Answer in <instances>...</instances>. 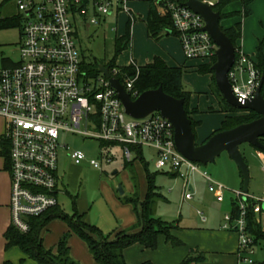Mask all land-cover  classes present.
Returning <instances> with one entry per match:
<instances>
[{
    "label": "built area",
    "instance_id": "2783aa9c",
    "mask_svg": "<svg viewBox=\"0 0 264 264\" xmlns=\"http://www.w3.org/2000/svg\"><path fill=\"white\" fill-rule=\"evenodd\" d=\"M82 1L14 0L16 16L23 20L19 57L17 62L9 61L10 67L0 68V119L5 123L0 150L5 144L9 147L10 225L27 233L29 219L58 205L59 154L60 150H68L59 143L61 133L99 141L102 154L103 150L106 153L103 146L120 145L127 162L134 153L132 148L151 149L157 170H169L181 180H186L189 174H200L209 183V192L217 193L221 200L226 189L212 180L199 164L177 152L174 128L168 120L157 112L142 120L128 117L108 79L101 73L89 78L82 70L70 17L72 6L83 13ZM93 1L100 15H107L115 4L112 0ZM157 1L164 3L170 14L185 60L210 62L216 58L217 46L203 31L204 21L199 15L178 3ZM203 1L211 7L216 4ZM4 22L0 7V29L6 28ZM91 23L96 21L92 19ZM131 65L138 68L134 63ZM108 72L132 100L140 95L134 86L138 73L134 77L124 75L121 83L118 68ZM245 74H249L246 79ZM228 78L233 96L240 104L254 96L260 80L254 63L240 51ZM66 156L76 166L86 160V155L78 150ZM104 161L111 162L108 154ZM89 165L101 168L97 160H89ZM234 194L238 216L226 215L222 229L236 233L239 260L253 264L246 257L253 254V239L246 232L245 221V202L250 197L242 191ZM184 198L192 199L189 187ZM254 201V210L258 212L259 206L264 204V192L262 198Z\"/></svg>",
    "mask_w": 264,
    "mask_h": 264
},
{
    "label": "crops",
    "instance_id": "0c3cea01",
    "mask_svg": "<svg viewBox=\"0 0 264 264\" xmlns=\"http://www.w3.org/2000/svg\"><path fill=\"white\" fill-rule=\"evenodd\" d=\"M112 1H114L115 4L111 8L110 12L107 15H100L95 10V5L93 0H83L81 4L83 13L78 7L76 12H72V10H70V15L73 16L72 25L73 24L76 25L77 19H81L87 16V14L89 13H91V18L89 20L90 25H95L98 27V29H100L104 25L110 24L111 30L115 34L113 41L114 53H115L116 41L120 38H123L126 35L127 26L130 22L131 25L129 27V41L126 44V48L117 56H115L114 54L113 57V60L115 62V59L121 56L123 52L127 51V59L125 57V59L127 60L126 65L125 66L115 65L118 68L129 67L131 63H134L137 67H144L146 65L152 64L153 61L156 58H158L161 61H163V63L168 68H180L182 70L181 82L184 73H186L187 71L195 72L201 76H208L209 80L200 79L202 83L199 87L194 88V93L188 92L184 89L186 92L189 93L186 102V109L188 112V117L193 124V133L195 135L196 144L197 145L204 144L212 135H214L216 132L220 130L221 125L226 118L236 116L235 113H230L225 111L226 109L224 105L227 106V104L225 103L223 97L222 100L216 94L214 90L215 85L212 83V78H211L212 75L199 73V69L202 66L209 64V62L199 61V60L185 62L183 59L184 56L178 38L176 37L175 34H172L171 32L162 34L158 40H154L149 37L146 22L148 19L150 4L154 3L160 14L164 13L163 7L160 6L161 3H158L157 0H112ZM117 1L118 4H116ZM123 5H124V9H123ZM0 7H1V14L5 17V20L17 15L14 12L16 10L14 0H0ZM242 12H243V5L240 0H234L228 3L227 5L223 6V8L221 9V14L224 15L225 18L220 21V26L224 30H229L234 28L236 25L240 24L241 34L240 37L235 42L236 49L237 51H240L242 54H244L247 58H249L251 62L254 63L256 62L257 48L260 42L264 39V0H252L249 5V15L247 17H244L242 15ZM92 19H94L96 23L94 24L91 23ZM113 22L115 25L114 27L112 26ZM73 29L76 35L77 30L74 27ZM263 52H264V43H263ZM248 77L249 74L244 75L245 79ZM116 145L117 144H111L109 148L117 147ZM118 146L120 148L119 150L123 154L121 146L120 145ZM104 147H107V145H105ZM143 149L145 148H141L144 158ZM133 155L135 157V152L132 154L131 158L133 157ZM256 156L263 163L262 173L264 175V169H263L264 154L259 151H256ZM1 158L3 160L4 165L2 170H0V264H3L5 262H10V263L13 262L15 264L16 263L20 264L21 260H23V263L21 264H34L35 262L26 258L25 255L22 254V252L18 248L13 247L8 250L4 249L5 241L3 238V234L6 231V229L10 226V209H9L10 180H9L7 167H5L4 159L3 157ZM130 161H133V159ZM124 162L126 163L125 158H124ZM133 162L139 164L137 160H134ZM151 162L153 163V160H151ZM201 166L202 165H200V168ZM228 167H230V171L232 170V174L234 173V176L236 175L237 177L235 170L233 172L234 168H231V166ZM156 171L157 173L160 172L162 174L168 175L169 177L178 179L176 175L170 172L169 170L160 171L156 169ZM58 175H59V169H58ZM59 178L60 179H59L58 191H57V201L59 194L62 193L65 195L68 194L65 188H63L64 176L59 175ZM210 178L219 184L221 182V177H219L218 174L216 173H214V177L210 176ZM239 178L242 181V176L240 172H239ZM180 181L183 189L182 200L183 202H189L192 205L194 204H196L197 206L203 205L206 197L205 193L207 192L210 195H212L211 197L214 199V201L219 204L224 203L225 198L227 196L226 194L227 190L223 192L221 200L218 199L217 193L209 192L208 190L209 183L200 174H196V173L189 174L186 180H180ZM237 184H239V182L236 179L234 186L237 187L238 186ZM205 186L207 192L205 191ZM249 186H250V182H249ZM188 187H189V191L192 193L191 200H186L184 198ZM107 189L109 194L112 195L110 188ZM128 189L130 191V195L134 196V194L136 193L135 189L134 188L132 189L131 185H129ZM147 189H148V182L145 176L142 180V189H140V194H139L140 205L145 200ZM249 190L250 189H248L247 195L250 197L249 199L254 202L252 204V208L255 216V221L258 223L262 233L264 234V204H261L259 206L260 207L259 211L256 212L254 210L256 203L254 200L259 198L253 194H249ZM239 191H242V182ZM158 196L162 197L159 194ZM110 199L113 200L112 201L114 204L113 217L116 220L115 223L117 224V227H115L111 231L109 238L113 239L116 234L124 231H129L131 233L139 232V230L141 229V224L139 221L140 217L136 213L134 207L131 204L129 206L121 205L120 202L115 201L113 198L110 197ZM163 200L165 203H169V201L166 198H163ZM79 203H80V206L78 207L79 212L76 213L79 216H81V219L85 224L93 225L92 224L93 221L90 219V215H89L90 210H88L87 206H84L83 200H81ZM235 203H236V196L234 199H231L230 206H228V210H226L224 213L221 212L218 215H214V216L209 215V219L208 220L205 219V221L197 220L193 215L187 214L182 216L181 215L182 213H180L179 215L180 216L179 220L173 219V221L171 222L163 221L173 226V229L170 231V234L177 241H179L181 245L177 247H173L166 242L164 236L160 235L157 238V248L155 250L144 249L139 244H134L127 247L123 252L125 262L128 264H141L144 262H152L153 264H180L187 256L196 257L199 254H202L204 256V261L199 264L245 263L240 261L238 258V239L236 233L233 231L222 229V225L224 223V217L226 215H230L233 217ZM139 204H138V213H140ZM57 207L61 210L59 201ZM191 219L193 220L191 221ZM49 224L45 228H47ZM96 227L100 230L98 226ZM60 228L61 229L59 232L61 235L62 234L64 235L65 233L69 232L68 226L67 227L60 226ZM71 241L68 244V247L70 250V254L72 253L71 255L75 260L79 261L80 264H96L93 257L91 256L92 258L91 260L90 256H88V253L86 252V248L88 249V247L83 241L80 242L75 238L72 239ZM262 242H264V237L259 239L255 246H257ZM73 248L75 251H73ZM206 259L211 260L212 262L206 263Z\"/></svg>",
    "mask_w": 264,
    "mask_h": 264
},
{
    "label": "rangeland",
    "instance_id": "374dc122",
    "mask_svg": "<svg viewBox=\"0 0 264 264\" xmlns=\"http://www.w3.org/2000/svg\"><path fill=\"white\" fill-rule=\"evenodd\" d=\"M213 3H217L218 0H209ZM17 13L16 10L14 11ZM71 21L73 16H71ZM75 18V17H74ZM91 13L87 16L77 19L76 28L77 34L75 35V41L77 49L80 53L82 60L85 63H90L96 60L103 65L110 64L114 57L113 41L115 34L111 30V25H104L98 29L95 25H90L89 20ZM23 20L17 18V22L10 27L0 29V68L10 67V62H17L19 57V47L21 43V25ZM113 27L114 22H113ZM127 51L123 52L121 56L115 59L114 64L117 66H125L127 63ZM4 59H7L4 61ZM185 62H189L183 58ZM89 78H93L88 75L86 70H83ZM200 79L209 80L208 76H201L195 72H186L183 75L182 85L188 92L194 93V88L201 85ZM5 132V123L0 119V136ZM59 143L68 147V150L62 152L60 150L58 169L59 175L64 176L63 188H65L67 195L59 194L58 201L61 210L68 216H72L74 212H79L78 207L80 201L83 200L84 206L90 210V219L92 224L100 228L104 237H109L111 231L117 227L115 219L113 217V198L115 201L120 202L121 205L126 204V200L133 198L130 195L128 189L129 185L132 189H135L138 201L140 189H142V180L146 176L143 165L139 162L134 163V155L131 158L133 161L125 168V162L122 152L119 150V146L109 148V145L105 147V154L101 153V144L95 139L84 138L79 134L61 133ZM104 147V146H103ZM109 148V151H108ZM82 151L86 155V160L80 165L74 166L70 159L66 156L71 151ZM240 151L244 157V160L248 166L250 176L249 194H253L258 198L263 197L264 187V175L262 173V162L257 158L256 151L248 145H242ZM144 159L148 163L149 174L154 175L153 185L156 188V193L166 198L169 203H165L162 197H153L149 207L151 213L154 214V218L158 217L161 221H173L180 219L181 215H193L197 220L202 221V217L206 220L209 219V215H218L221 212L224 213L230 206L231 199L235 198L234 192L240 190L241 179L239 178V172L237 167L232 161H229L226 153H222L214 163L206 166H201L202 170H205L208 175L214 177V173L221 177L220 184L227 190L224 203H216L211 197L205 186V202L203 205H192L189 202H183V189L181 186V179H175L168 175L157 173L155 165L151 162L154 159V154L151 149H143ZM109 154L111 162L105 163V156ZM89 160H97L101 162V168L95 169L89 165ZM134 163V164H133ZM229 164V165H228ZM3 160L0 156V170L3 168ZM131 166V167H130ZM234 168L236 175L232 174L230 167ZM239 182L235 185V181ZM141 185V186H139ZM121 187L123 194L120 195L118 188ZM136 187V188H135ZM233 187V188H231ZM235 187V188H234ZM110 188L112 195L109 194ZM205 208H204V207ZM200 213V214H198ZM193 219H191L192 221ZM60 226L67 227L65 221L61 219L52 220L49 226L40 232V239L43 242V246L46 249L54 248L63 235L60 234ZM68 229V228H67ZM67 232V231H66ZM60 235V237H59ZM76 239L80 242L82 240L71 234L68 237V244L72 239ZM72 242V241H71ZM85 246V245H84ZM86 248L88 256L91 258V254ZM73 251L74 248H73ZM72 254V253H71ZM70 254L71 258L78 264L79 261L75 260ZM251 260L253 264H264V242L253 247V254L246 256ZM92 260V258H91ZM212 262L206 259V263ZM10 263V262H9ZM15 264V263H10ZM17 264V263H16ZM36 264V263H34ZM128 264V263H127ZM247 264V263H241Z\"/></svg>",
    "mask_w": 264,
    "mask_h": 264
},
{
    "label": "trees",
    "instance_id": "16d2710c",
    "mask_svg": "<svg viewBox=\"0 0 264 264\" xmlns=\"http://www.w3.org/2000/svg\"><path fill=\"white\" fill-rule=\"evenodd\" d=\"M170 2L178 3L183 5L187 0H169ZM234 0H218L217 3L212 7L215 12L220 14V21L225 18L221 14V9L223 6ZM243 5L242 15L247 17L249 15V5L252 0H240ZM164 13L160 14L156 5L154 3L150 4L148 19H147V28L148 35L154 40H158L159 37L167 32L175 34L172 20L169 12L167 11L164 3H161ZM72 12L77 11L76 6H72ZM227 17V16H226ZM17 16L6 19L4 26L10 27L11 25L16 24ZM131 23L129 22L127 26V33L123 38H120L116 41L115 45V56L120 54L126 48V44L129 41V27ZM222 29V28H221ZM222 31L230 39L235 50V58H237V49L235 46L236 40L240 37L241 28L240 24L236 25L234 28L229 30ZM263 43L264 39L260 42L257 53H256V62L254 66L258 71L259 79L263 78V86L261 89L262 97L264 98V52H263ZM216 58H213L209 64L202 66L199 69L200 74H211L212 83L215 85L213 71L211 69L212 65L215 63ZM104 66L108 70L113 68H118L115 66L114 61L108 65H103L96 62L95 60L90 63H85L82 60V70H86L88 75L91 77L98 76L99 66ZM120 74L118 76L120 82L124 75L129 77H134L138 73V78L135 82V89L138 90L139 94L148 91L155 90L159 87L162 88L163 92L175 99L184 100V109L188 116L186 109V102L188 99L189 93L184 90V87L181 82L182 70L180 68H168L163 61L156 58L152 64L146 65L144 67L136 68L133 65H130L126 68H118ZM122 83V82H121ZM216 94L222 99V95L217 90L216 86L214 88ZM223 100V99H222ZM225 111L230 113H235L236 116L226 118L222 123L221 128L218 132L226 131L233 129L241 124L249 123L253 120L259 118V116L251 111L238 110L230 107L229 105H224ZM189 118V117H188ZM191 128L193 131V124L191 122ZM217 133V132H216ZM260 142L264 144V139H261ZM254 149V148H253ZM135 152V159L143 165V168L146 173V178L148 182V189L144 202L140 205L136 193L133 198L126 200V204H131L136 213L138 214L139 221L141 224V229L139 232L131 233L129 231L120 232L115 235L113 239L109 237H104L102 232L93 225L85 224L81 216L76 212L72 216L66 215L62 212L57 206L47 211L45 214L29 219L30 228L27 233H21L13 226H9L3 234L5 241L4 249L8 250L10 248H18L26 258L35 262L36 264H78L70 256V250L68 247V237L71 234L78 236L88 247V250L93 257L96 264H127L124 260L123 252L124 250L134 244H139L144 249L155 250L157 248V238L161 235L165 237L167 243L173 247L181 245L174 237L171 236L170 231L173 229L171 224L161 221L158 218H154V214L151 213L150 203L154 197H159L155 192L156 188L153 185L154 175L149 174L148 164L143 158L141 148H132ZM264 154V151L257 150ZM8 153L9 147L7 144L3 145L2 150H0V156L3 157L5 167L8 168ZM132 161L125 163V168L131 164ZM131 167V166H130ZM254 202L250 199H247L245 202L246 205V232L253 239L254 247L257 241L264 237L260 226L255 221V216L253 213L252 204ZM138 204L140 208V213H138ZM238 216V209L235 203V209L233 212V218ZM54 219H61L65 221L69 232L65 233L56 246L51 249H46L43 246V242L40 239V232ZM204 261V256L199 254L196 257L187 256L180 264H199ZM23 263V260L20 261V264ZM3 264H10L5 262ZM141 264H153L152 262H144Z\"/></svg>",
    "mask_w": 264,
    "mask_h": 264
},
{
    "label": "water",
    "instance_id": "95a60500",
    "mask_svg": "<svg viewBox=\"0 0 264 264\" xmlns=\"http://www.w3.org/2000/svg\"><path fill=\"white\" fill-rule=\"evenodd\" d=\"M183 6L203 19V31L211 37L217 46L216 60L211 69L215 86L225 103L238 110L251 111L259 116L258 119L230 130L217 132L204 144L197 145L191 128V120L184 109L183 99H175L165 94L159 87L155 90L145 91L132 100L119 81L110 77L107 68L100 65L99 73L108 79L110 86L117 92V97L128 117L142 120L157 112L168 120L174 128L175 148L188 161L206 166L214 163L222 153H226L241 173L242 192L248 194L249 170L240 147L248 145L264 151V144L260 142L264 138V98L261 94L263 78H260L254 96L246 100L244 104H240L233 96L228 78V73L234 63L235 50L230 39L221 29L220 14L203 0H187ZM118 191L120 195L123 194L121 187L118 188Z\"/></svg>",
    "mask_w": 264,
    "mask_h": 264
}]
</instances>
